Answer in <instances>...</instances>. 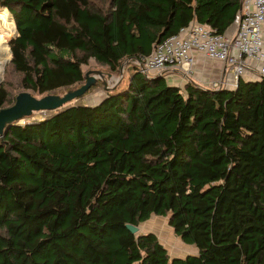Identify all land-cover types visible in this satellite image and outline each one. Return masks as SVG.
Segmentation results:
<instances>
[{"label": "trees", "instance_id": "1", "mask_svg": "<svg viewBox=\"0 0 264 264\" xmlns=\"http://www.w3.org/2000/svg\"><path fill=\"white\" fill-rule=\"evenodd\" d=\"M240 4L0 0L21 91L82 85L91 58L110 73L131 62L99 101L0 135V264H264V77L180 87L132 62L193 22L225 33ZM15 96L0 85V109ZM152 215L196 252L125 227Z\"/></svg>", "mask_w": 264, "mask_h": 264}, {"label": "built area", "instance_id": "2", "mask_svg": "<svg viewBox=\"0 0 264 264\" xmlns=\"http://www.w3.org/2000/svg\"><path fill=\"white\" fill-rule=\"evenodd\" d=\"M230 32L217 33L210 26L190 23L154 45L151 53L132 59L146 76L165 75L179 67H189L195 54L219 60L234 78L248 80L264 77V0H241V8ZM189 70V68H188ZM224 78L204 87H225Z\"/></svg>", "mask_w": 264, "mask_h": 264}, {"label": "rangeland", "instance_id": "3", "mask_svg": "<svg viewBox=\"0 0 264 264\" xmlns=\"http://www.w3.org/2000/svg\"><path fill=\"white\" fill-rule=\"evenodd\" d=\"M3 26H8V25H3ZM0 29L3 31L6 41L8 42L9 45V40H11L17 35V30H15L16 31L15 33L8 36L1 27ZM9 51H10V47H9ZM10 60H11V53L9 58L6 60L5 65L1 71L0 85H4L9 94L16 95L18 92L22 90V88L19 85V78L17 74L14 72L13 68L9 63ZM128 64L130 65L131 62L128 59H126L122 62L119 72L110 73L107 67L103 65H99L98 63L95 62L93 58L89 59L88 64L82 65L83 72L87 73L89 71H100L101 74L94 73V75L97 77V81L93 85V87L90 88L83 96L71 101L69 104H75V103L93 104L99 101L100 98L104 96L106 90L115 86L119 82V80L125 83L126 78L128 76ZM166 74L171 75L170 79H168L170 83H173L180 87L183 86L182 80L184 79L182 80L177 79L178 81H175L173 79L174 78L173 75L175 74L174 72H167ZM79 85H76L71 89L76 88ZM66 90L67 89L61 90L58 94H63L64 92H66ZM36 96H40V95L36 94ZM44 115H45V111L34 112L30 117H28L29 118L28 120L38 119ZM139 229L140 232H147V231L155 232L158 235L160 242L167 248L168 253L171 257L174 256L183 257L189 253L196 252V248L194 246L184 244L180 239V237L174 235L173 229L168 225L167 216L162 217V216L152 215L147 221L139 224Z\"/></svg>", "mask_w": 264, "mask_h": 264}, {"label": "water", "instance_id": "4", "mask_svg": "<svg viewBox=\"0 0 264 264\" xmlns=\"http://www.w3.org/2000/svg\"><path fill=\"white\" fill-rule=\"evenodd\" d=\"M241 8V4H240ZM16 28V26H15ZM17 30V29H16ZM101 74L100 71H89L85 73V82L77 88L68 89L63 94H46L35 96L30 91L23 90L16 94L12 105L0 109V135L9 124L20 119L30 117L38 111H57L76 98L82 96L97 81L94 75ZM125 227L134 234H139V226L126 224Z\"/></svg>", "mask_w": 264, "mask_h": 264}, {"label": "crops", "instance_id": "5", "mask_svg": "<svg viewBox=\"0 0 264 264\" xmlns=\"http://www.w3.org/2000/svg\"><path fill=\"white\" fill-rule=\"evenodd\" d=\"M232 29H233V25L230 26L227 32L232 31ZM173 72L175 73L173 75L174 76L173 79L175 81H178L179 79L180 80L184 79L182 80L183 85L187 81H193L203 86L204 84H207L211 81L220 80L224 78L226 82L225 87L234 88L233 75L229 71L225 70L224 64L219 60L210 59L200 53L195 54V61L189 67L182 66L177 68L176 70H173ZM164 76L168 80L170 79L171 75L165 74Z\"/></svg>", "mask_w": 264, "mask_h": 264}, {"label": "bare ground", "instance_id": "6", "mask_svg": "<svg viewBox=\"0 0 264 264\" xmlns=\"http://www.w3.org/2000/svg\"><path fill=\"white\" fill-rule=\"evenodd\" d=\"M9 56H10L9 45L8 42L6 41L3 31L0 29V74Z\"/></svg>", "mask_w": 264, "mask_h": 264}]
</instances>
